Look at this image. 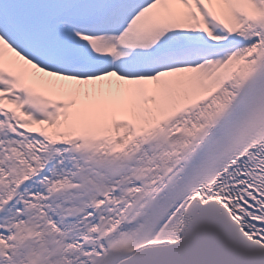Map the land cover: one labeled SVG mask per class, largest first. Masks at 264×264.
Wrapping results in <instances>:
<instances>
[{
	"label": "snow or ice",
	"instance_id": "1",
	"mask_svg": "<svg viewBox=\"0 0 264 264\" xmlns=\"http://www.w3.org/2000/svg\"><path fill=\"white\" fill-rule=\"evenodd\" d=\"M0 264H264V0H0Z\"/></svg>",
	"mask_w": 264,
	"mask_h": 264
}]
</instances>
